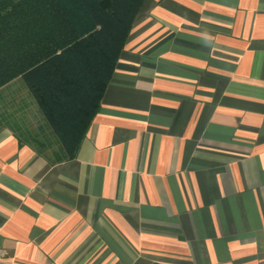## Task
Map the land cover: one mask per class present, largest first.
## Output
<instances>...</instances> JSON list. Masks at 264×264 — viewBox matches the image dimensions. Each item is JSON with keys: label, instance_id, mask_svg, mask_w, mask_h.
Wrapping results in <instances>:
<instances>
[{"label": "crops", "instance_id": "0c3cea01", "mask_svg": "<svg viewBox=\"0 0 264 264\" xmlns=\"http://www.w3.org/2000/svg\"><path fill=\"white\" fill-rule=\"evenodd\" d=\"M20 81L0 264H264V0H144L72 160Z\"/></svg>", "mask_w": 264, "mask_h": 264}, {"label": "trees", "instance_id": "16d2710c", "mask_svg": "<svg viewBox=\"0 0 264 264\" xmlns=\"http://www.w3.org/2000/svg\"><path fill=\"white\" fill-rule=\"evenodd\" d=\"M144 0H0V89L21 79L72 160Z\"/></svg>", "mask_w": 264, "mask_h": 264}, {"label": "rangeland", "instance_id": "374dc122", "mask_svg": "<svg viewBox=\"0 0 264 264\" xmlns=\"http://www.w3.org/2000/svg\"><path fill=\"white\" fill-rule=\"evenodd\" d=\"M20 84H16V86H15V88L17 87V88H26L27 89V87L26 86H23L24 84H22V82L20 81L19 82ZM4 98V97H3ZM5 100V99H4ZM31 120V119H30ZM34 121H37L38 119L37 118H35V119H33Z\"/></svg>", "mask_w": 264, "mask_h": 264}]
</instances>
